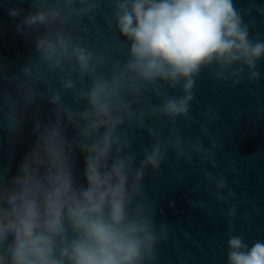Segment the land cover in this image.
<instances>
[{
	"label": "clouds",
	"instance_id": "1",
	"mask_svg": "<svg viewBox=\"0 0 264 264\" xmlns=\"http://www.w3.org/2000/svg\"><path fill=\"white\" fill-rule=\"evenodd\" d=\"M253 11L264 16V6L237 8L234 0H30L28 10L9 8L14 19L23 14L16 32L29 35L31 54L18 71L0 59V129L14 149L31 120L35 139L15 174L0 166V264H157L170 229L156 221L146 179L164 165L181 183L183 166L196 171L195 190L211 189L229 205L227 264H264V241L249 247L234 234L240 205L230 203L237 194L225 172L238 170L229 163L220 171L223 140L210 127L219 115L211 105L202 120L191 111L204 70L232 88L261 79L264 38L250 36L256 22L245 21ZM41 101L52 106L46 119ZM193 125L199 135H186ZM188 203L207 212L202 200Z\"/></svg>",
	"mask_w": 264,
	"mask_h": 264
},
{
	"label": "water",
	"instance_id": "2",
	"mask_svg": "<svg viewBox=\"0 0 264 264\" xmlns=\"http://www.w3.org/2000/svg\"><path fill=\"white\" fill-rule=\"evenodd\" d=\"M237 8L247 9L264 6V0H234ZM19 7L28 10L30 0H0V59L12 70H19L31 54L29 35L18 34L16 24L21 17L12 18L8 9ZM255 20L250 36L260 34L264 38V16L253 11L245 21ZM103 28V21L99 20ZM95 35V29H92ZM261 79L249 84L245 79L238 87L232 88L213 81L208 70L201 72L196 81L195 100L191 111L197 119L211 105L219 115V122L211 125V130L223 140V148L217 154L220 171L233 163L238 174L225 172L230 187L237 194L239 209L235 224V235H243L249 247L255 240L264 241V60L258 66ZM173 94H181L178 90ZM158 103L159 101L154 100ZM46 101L40 102L41 116L46 119L51 110ZM31 120L28 121L22 137L15 148L10 147L8 135L0 129V166L11 165V173H16L18 165L35 139L31 133ZM186 135H199L198 126L185 129ZM72 134L69 129V135ZM140 139L147 144V137ZM139 144L137 145V150ZM10 152L14 153L9 158ZM78 168L83 169V158L78 159ZM187 182L177 178V169L164 165L162 174L146 179L149 195L157 202L156 221L169 226L167 242L158 246L157 264H227L228 221L225 213L229 207L213 200L203 187L195 190L200 182L196 171L189 172L186 166ZM204 201L207 212L189 205V200ZM171 202V203H170Z\"/></svg>",
	"mask_w": 264,
	"mask_h": 264
}]
</instances>
